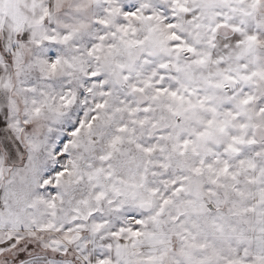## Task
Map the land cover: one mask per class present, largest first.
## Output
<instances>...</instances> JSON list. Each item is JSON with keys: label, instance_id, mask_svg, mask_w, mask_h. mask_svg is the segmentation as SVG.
Segmentation results:
<instances>
[{"label": "snow or ice", "instance_id": "snow-or-ice-1", "mask_svg": "<svg viewBox=\"0 0 264 264\" xmlns=\"http://www.w3.org/2000/svg\"><path fill=\"white\" fill-rule=\"evenodd\" d=\"M0 264H264V0H0Z\"/></svg>", "mask_w": 264, "mask_h": 264}]
</instances>
